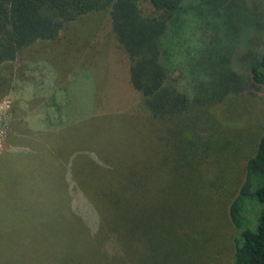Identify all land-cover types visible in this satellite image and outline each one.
<instances>
[{
  "label": "rangeland",
  "instance_id": "374dc122",
  "mask_svg": "<svg viewBox=\"0 0 264 264\" xmlns=\"http://www.w3.org/2000/svg\"><path fill=\"white\" fill-rule=\"evenodd\" d=\"M197 1L184 0L162 37V64L182 90L203 49L224 45L237 57L264 43V0H229L211 14ZM130 65L109 10L0 65V264H232L226 204L262 131L264 87L167 122L145 107ZM175 190L189 211L177 231H111L105 221L117 206L133 225L144 199L164 203ZM82 210L97 214L94 230Z\"/></svg>",
  "mask_w": 264,
  "mask_h": 264
},
{
  "label": "trees",
  "instance_id": "16d2710c",
  "mask_svg": "<svg viewBox=\"0 0 264 264\" xmlns=\"http://www.w3.org/2000/svg\"><path fill=\"white\" fill-rule=\"evenodd\" d=\"M143 1L153 7V15L142 14L138 4ZM228 1L198 0L196 7H206V14H211L227 5ZM183 2L0 0V65L14 61L22 49L36 41L56 39L64 24L91 12L109 10L115 36L130 59L131 84L143 96L145 107L155 117L173 122L191 112L195 103L225 101L245 92L252 85L264 87V43L259 52L246 51L237 57L233 48L212 44L203 49L188 68L183 90L176 80H170L169 72L161 61L167 53L162 45V37L168 29L171 16H179V13L184 12ZM235 63H241L243 74L236 70ZM189 169L186 163L185 171ZM183 178L189 179L185 175ZM189 188L185 185L189 197L195 200L194 196H197L199 203L205 202L202 195L190 192ZM128 190L125 187V194H128ZM71 191L76 194L72 206L73 210H77L78 203L75 200L78 196L75 188ZM181 201L182 196L176 190L168 193L164 203L158 199L149 202L144 199L138 208V220L133 225L127 224L129 211L113 205L115 212H122L114 219L106 215L105 221L111 231H177L182 224L179 212H189L186 203ZM226 209L235 232L232 264H264V118L254 153L246 161L241 183L226 204ZM80 212L83 220H89L90 228L94 230L98 225L97 214L83 210Z\"/></svg>",
  "mask_w": 264,
  "mask_h": 264
}]
</instances>
